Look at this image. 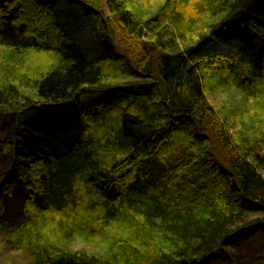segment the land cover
Here are the masks:
<instances>
[{
	"label": "trees",
	"instance_id": "16d2710c",
	"mask_svg": "<svg viewBox=\"0 0 264 264\" xmlns=\"http://www.w3.org/2000/svg\"><path fill=\"white\" fill-rule=\"evenodd\" d=\"M213 77L247 110L233 136L207 99ZM65 104L79 127L42 115ZM0 116L14 119L0 145L5 248L34 264L230 258L264 231L245 205L264 215V0H0Z\"/></svg>",
	"mask_w": 264,
	"mask_h": 264
},
{
	"label": "rangeland",
	"instance_id": "374dc122",
	"mask_svg": "<svg viewBox=\"0 0 264 264\" xmlns=\"http://www.w3.org/2000/svg\"><path fill=\"white\" fill-rule=\"evenodd\" d=\"M103 11L106 13H110L108 8H106L105 4H102ZM108 16V15H106ZM108 18H112V16H108ZM122 51V50H121ZM125 53L124 51H122ZM216 78L213 77L208 81L209 89L206 91L207 99L209 100L211 106L217 110V115L220 120L225 124L226 129H230L229 133L231 136L236 134L237 124H241L239 121L244 122L245 118L243 116L244 111H247L242 106H239L238 110L236 107L239 105L238 102L235 103V99L230 98V96L224 93V90L220 89L214 83L216 82ZM103 95H90L81 99L79 103L80 110L87 109L89 103L97 102L102 98ZM107 99V98H106ZM237 110V112H236ZM55 114H61L62 116L75 117L76 116V125L78 127L82 123V120L79 116H77L76 112H74L71 104H65L60 111L55 109L52 112H44L43 116H49L54 118ZM72 114V115H71ZM228 125H232L233 127H229ZM14 127V119L0 116V145L3 143V140L7 137L8 133L13 132ZM76 132V128L74 129ZM207 133H210V130H206ZM211 136V150L216 154L218 161L223 165L225 160V151H223V146L220 142L215 141L213 134H209ZM3 163L0 162V166L2 167ZM0 171V175H1ZM25 190L23 187L18 188L14 195L7 199V214L6 216L11 220L15 221L18 217V210L23 205L22 203L26 199ZM246 208L250 211L252 219L254 218H263V212L260 211L254 205L245 204ZM83 245L77 243L74 247V250L82 249ZM230 258H224L222 261L213 262L211 264H264V231L263 232H254L252 235H249L248 238H242L240 241L238 240L236 243L230 246ZM0 264H34V259L27 252H15L9 248H5L2 245V237H0Z\"/></svg>",
	"mask_w": 264,
	"mask_h": 264
},
{
	"label": "water",
	"instance_id": "95a60500",
	"mask_svg": "<svg viewBox=\"0 0 264 264\" xmlns=\"http://www.w3.org/2000/svg\"><path fill=\"white\" fill-rule=\"evenodd\" d=\"M104 11H105V10H104ZM105 14L108 15V16H112L110 13H106V12H105ZM108 16H107V17H108Z\"/></svg>",
	"mask_w": 264,
	"mask_h": 264
}]
</instances>
